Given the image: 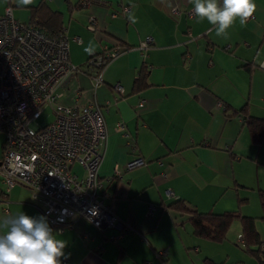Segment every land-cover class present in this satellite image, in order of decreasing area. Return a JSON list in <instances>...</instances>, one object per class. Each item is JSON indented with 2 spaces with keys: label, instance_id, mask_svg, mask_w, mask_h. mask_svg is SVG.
I'll return each mask as SVG.
<instances>
[{
  "label": "crops",
  "instance_id": "1",
  "mask_svg": "<svg viewBox=\"0 0 264 264\" xmlns=\"http://www.w3.org/2000/svg\"><path fill=\"white\" fill-rule=\"evenodd\" d=\"M82 1L18 6L0 0V14L10 7L24 22L43 5L42 12L59 11L73 64L82 65L105 44L119 49L100 82L80 71L63 96L67 104H100L107 137L96 193L116 225L97 229L78 214L62 231L49 225L66 241L62 264H264V133L252 140L247 124L249 117L264 118V0H253L247 22L237 18L220 36L209 31L214 26L206 18L188 15L190 0ZM91 15L94 31L86 26ZM147 37L151 42L141 49ZM90 42L91 54L85 52ZM137 157L144 163L127 168ZM174 199L200 211L238 209L253 217L260 249L243 247L238 219L221 241L196 236L186 216L176 224L163 207ZM20 211L44 217L29 187L6 191L0 181V219Z\"/></svg>",
  "mask_w": 264,
  "mask_h": 264
},
{
  "label": "built area",
  "instance_id": "2",
  "mask_svg": "<svg viewBox=\"0 0 264 264\" xmlns=\"http://www.w3.org/2000/svg\"><path fill=\"white\" fill-rule=\"evenodd\" d=\"M170 12L178 14L179 6L173 4ZM187 13L193 16V8ZM86 26L92 31L97 29L93 15ZM150 42V37L145 38L140 48ZM118 53L117 46L105 44L82 65H76L70 61L64 29L49 33L16 19L10 7L0 14V181L6 191L17 185L29 187L56 231L69 225L74 214L97 229L116 225L113 214L96 193L107 137L100 104L78 100L67 104L63 96L68 79L80 71L88 73L95 83L100 82L103 68ZM115 88L122 90L119 84ZM46 110L53 119L38 122ZM122 128L118 122L117 129ZM143 163L137 157L125 165L132 168ZM114 170L117 172L116 167ZM152 209L150 206L149 212Z\"/></svg>",
  "mask_w": 264,
  "mask_h": 264
},
{
  "label": "clouds",
  "instance_id": "3",
  "mask_svg": "<svg viewBox=\"0 0 264 264\" xmlns=\"http://www.w3.org/2000/svg\"><path fill=\"white\" fill-rule=\"evenodd\" d=\"M26 6L33 0H16ZM198 18H206L217 36L225 34L239 18L243 25L252 16L253 0H190ZM94 49L85 48L91 54ZM66 241L57 239L46 217H31L20 211L0 219V264H62Z\"/></svg>",
  "mask_w": 264,
  "mask_h": 264
},
{
  "label": "trees",
  "instance_id": "4",
  "mask_svg": "<svg viewBox=\"0 0 264 264\" xmlns=\"http://www.w3.org/2000/svg\"><path fill=\"white\" fill-rule=\"evenodd\" d=\"M82 4L81 2V5ZM43 8H45L44 5L34 10L33 19L29 21V23L49 33L60 30L61 20L59 11L46 9V12H42L41 10H43ZM247 124L252 140L259 141L264 133V118L249 117L247 119ZM259 199L264 209V191L262 190L259 192ZM163 207H168L173 211L176 224H181L184 221L183 216H186L185 221H188L193 234L213 241L223 240L229 226L235 219H238L241 223V237L244 241L243 247L251 253L258 252L257 248L251 249V245H257L258 249H260L259 245L261 240L255 230L254 218L242 215L238 209L224 210L222 212L200 211L183 199H174L170 201V203L164 204ZM161 255L162 257L166 255L165 250L161 251Z\"/></svg>",
  "mask_w": 264,
  "mask_h": 264
},
{
  "label": "rangeland",
  "instance_id": "5",
  "mask_svg": "<svg viewBox=\"0 0 264 264\" xmlns=\"http://www.w3.org/2000/svg\"><path fill=\"white\" fill-rule=\"evenodd\" d=\"M53 119V116H52V114L50 113V111L49 110H46L42 115H41V117L38 119V122H43V121H50V120H52ZM2 140H3V134L2 133H0V157H1V151H2V149H1V142H2Z\"/></svg>",
  "mask_w": 264,
  "mask_h": 264
}]
</instances>
